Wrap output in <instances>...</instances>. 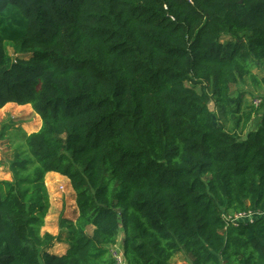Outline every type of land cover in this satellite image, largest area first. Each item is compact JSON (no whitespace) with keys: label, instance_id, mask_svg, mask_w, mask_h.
Returning a JSON list of instances; mask_svg holds the SVG:
<instances>
[{"label":"trees","instance_id":"obj_1","mask_svg":"<svg viewBox=\"0 0 264 264\" xmlns=\"http://www.w3.org/2000/svg\"><path fill=\"white\" fill-rule=\"evenodd\" d=\"M255 67L264 0H0V109L41 122L31 196L0 182V264H115L120 235L126 264H264V219L223 220L264 210V100L233 90L264 87ZM48 173L75 197L62 255L39 235Z\"/></svg>","mask_w":264,"mask_h":264},{"label":"rangeland","instance_id":"obj_2","mask_svg":"<svg viewBox=\"0 0 264 264\" xmlns=\"http://www.w3.org/2000/svg\"><path fill=\"white\" fill-rule=\"evenodd\" d=\"M8 52L12 57H15L11 48H8ZM252 73L258 79L264 76V70L260 67L253 68ZM235 88L238 91H247L248 94L245 99L247 103L251 104L257 96L262 101L264 100V87L255 88L246 81L244 85L234 86L233 90ZM208 107L216 123L217 115L213 103L210 102ZM259 118L260 116L257 115L255 119ZM40 125L39 117L34 114L29 105L18 107L16 104H8L5 108L0 109V182L15 184L17 179L28 181L23 184L30 189L26 195V200L31 196L34 188V185L29 183L34 179L35 163L26 152L22 138L24 135L36 132ZM20 163H25L23 164L26 166L25 170L21 169ZM43 185L47 196L43 203V210L38 211L36 214L38 217L42 216L39 235L48 234L54 237L55 240L47 249V252L62 255L68 249L69 242L66 240V230L60 227V220H74L77 216L74 193L69 181L56 173L46 174L43 178ZM91 230V228H88L87 232L91 233ZM113 248L121 250V235L117 238L115 246L109 247V249ZM170 264H186V261L184 256L179 254L171 259Z\"/></svg>","mask_w":264,"mask_h":264},{"label":"built area","instance_id":"obj_3","mask_svg":"<svg viewBox=\"0 0 264 264\" xmlns=\"http://www.w3.org/2000/svg\"><path fill=\"white\" fill-rule=\"evenodd\" d=\"M262 99L260 97H255L253 99L252 104L255 106L260 105ZM258 219H264V210L263 211H245L241 213H237L234 215L224 214L223 220L225 221L226 225L231 226H239L242 224H251ZM115 246V245H114ZM112 247V246H111ZM110 254L115 262V264H126L123 252L121 250H117L115 248L109 249Z\"/></svg>","mask_w":264,"mask_h":264},{"label":"crops","instance_id":"obj_4","mask_svg":"<svg viewBox=\"0 0 264 264\" xmlns=\"http://www.w3.org/2000/svg\"><path fill=\"white\" fill-rule=\"evenodd\" d=\"M257 115H259V116L261 117V113H258ZM257 115H256V117H257ZM258 121H259V119H255V117H254L253 122H252V127H254ZM57 175H58V174H57ZM66 251H67V250H66ZM66 251H64V253H62V254H65Z\"/></svg>","mask_w":264,"mask_h":264},{"label":"water","instance_id":"obj_5","mask_svg":"<svg viewBox=\"0 0 264 264\" xmlns=\"http://www.w3.org/2000/svg\"><path fill=\"white\" fill-rule=\"evenodd\" d=\"M122 244H123V241H122Z\"/></svg>","mask_w":264,"mask_h":264}]
</instances>
